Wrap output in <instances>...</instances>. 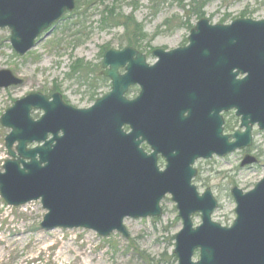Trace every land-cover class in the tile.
Masks as SVG:
<instances>
[{
	"label": "water",
	"instance_id": "water-1",
	"mask_svg": "<svg viewBox=\"0 0 264 264\" xmlns=\"http://www.w3.org/2000/svg\"><path fill=\"white\" fill-rule=\"evenodd\" d=\"M75 6L76 0H0V29L11 31L10 43L23 57ZM153 56L158 62L149 65L133 48L108 50L102 68L112 91L89 109L67 105L60 93L16 101L1 117L10 133L0 197L15 208L41 201L46 231L84 229L103 238L117 232L128 239L125 221L162 217L161 203L171 196L182 220L178 264H264V179L249 192L232 190L231 227L212 220L219 206L213 191L200 194L193 184L198 160L251 147L253 127L264 130V20L212 25L203 18L188 46ZM23 83L0 71V89ZM136 85L140 93L129 100ZM231 109H238L245 131L224 135L222 113ZM34 111L43 112L40 119ZM256 162L247 156L242 167Z\"/></svg>",
	"mask_w": 264,
	"mask_h": 264
},
{
	"label": "rangeland",
	"instance_id": "rangeland-1",
	"mask_svg": "<svg viewBox=\"0 0 264 264\" xmlns=\"http://www.w3.org/2000/svg\"><path fill=\"white\" fill-rule=\"evenodd\" d=\"M111 9L116 16L133 15L141 25L144 38L135 44L143 52L187 45L190 27L203 17L212 24H230L242 15L264 19V0H82L77 14H67L50 36L42 38L24 57L13 50L10 30L0 29V71L10 70L24 80L22 86L0 89V120L17 100L34 92L50 94L56 89L75 108L93 105L90 83L102 70L103 49H120L125 46L122 40L127 39L121 20L103 22L105 12ZM77 60L90 65L93 72L87 79L69 78L70 67ZM148 62L153 64L154 57ZM109 92L108 86H102L98 95ZM138 94L136 87L129 98ZM41 115L37 111L33 116ZM9 133L0 123V171L9 158L5 147ZM254 141V149L248 154L258 159L257 164L241 167L246 152L196 163L200 175L194 183L201 193L207 188L213 190L219 201L213 220L223 226H231L236 219L231 190L238 187L248 192L264 179V132L257 131ZM162 206L161 218L127 219L129 239L119 233L102 238L83 229L45 231L40 227L46 213L40 201L13 208L0 198V264H177L171 256L182 221L170 196ZM193 220L198 226L200 215ZM194 259H199L198 253Z\"/></svg>",
	"mask_w": 264,
	"mask_h": 264
},
{
	"label": "flooded vegetation",
	"instance_id": "flooded-vegetation-1",
	"mask_svg": "<svg viewBox=\"0 0 264 264\" xmlns=\"http://www.w3.org/2000/svg\"><path fill=\"white\" fill-rule=\"evenodd\" d=\"M77 13L79 12V8H77V11H76ZM75 12V13H76ZM76 13V14H77ZM240 19H250V18H246L244 15H242V17L241 18H238V19H236V20H240ZM236 20H234V21H236ZM252 20H254V19H252ZM233 21V22H234ZM188 45V44H187ZM187 45H185V46H183V47H186ZM124 47H127V45H125ZM123 47V48H124ZM128 47H131V48H133V49H135V50H137L138 52H140V53H142V54H144L145 56H146V59H147V62L149 61V58H150V56H152V57H154L153 56V52L157 49H154V50H149L148 52H143V48L141 47V46H139V47H135V46H128ZM120 49H122V48H120ZM154 59H155V62L153 63V64H150L149 62V64L150 65H154V64H156L157 62H158V60H157V58H155L154 57ZM125 72V70L124 69H121L120 70V73L121 74H123ZM99 75H100V77H102V78H104L105 79V81H101V80H99L98 78H99ZM243 78V76L242 75H240L239 77H238V79L240 80V79H242ZM100 81L102 82V83H100ZM102 86H108L109 88H110V92H111V90H112V82H111V80L109 79V78H107V77H104L103 76V72H102V70H100V74H97V75H95V77H94V80H92L91 81V83H90V96L92 97V100L94 101L93 102V105H91L89 108H91V107H93L96 103H97V101L98 100H100L101 98H103V97H105L106 95H108L109 93H107V94H105V95H98V94H100V90L102 89ZM137 87V86H136ZM136 87H132L131 89H130V92L129 93H131V91H132V89H134V88H136ZM138 89H139V87H137ZM139 91H140V89H139ZM50 94H47V95H51V94H53L54 92H49ZM139 95V94H138ZM137 97V96H136ZM132 99H134V98H132ZM63 100H64V102L66 103V101H65V99H64V97H63ZM192 102H197V101H192ZM200 102H202V101H200ZM88 108V109H89ZM85 109H87V108H85ZM238 109H231V110H229V111H226V112H223L222 113V116H223V118H224V135H232V134H235L236 132H238V131H240V132H244L245 131V128H242L241 126H242V117H240V116H238ZM186 116L188 115L187 113L185 114ZM125 130L127 131L128 130V128L126 127L125 128ZM264 132V130H260V128H259V126H258V124H256L254 127H253V130H252V138H253V143H252V146L251 147H248V148H245V149H243V150H239V151H237V152H246V154H248V153H250L253 149H254V145H255V141H254V139H255V134H256V132ZM143 147L147 150V151H149L150 150V148H149V146L147 145V144H143ZM202 160V159H201ZM201 160H199V161H201ZM198 161V162H199ZM160 163H161V165H163L164 166V161L161 159V161H160ZM198 169V168H197ZM199 175H200V171H199V169H198V175H197V177L195 178V180H194V182L196 181V179H198V177H199Z\"/></svg>",
	"mask_w": 264,
	"mask_h": 264
},
{
	"label": "trees",
	"instance_id": "trees-1",
	"mask_svg": "<svg viewBox=\"0 0 264 264\" xmlns=\"http://www.w3.org/2000/svg\"><path fill=\"white\" fill-rule=\"evenodd\" d=\"M81 1L82 0H77V3L79 6H80ZM79 6H78V8H79ZM198 14L200 15V13H198ZM118 20H121V22H122L121 25L123 28H125L126 37H127V39H125L124 41L122 40L121 45L125 44V45H129V46L131 45V46L139 47L135 43H137V39L142 38L144 36V32H143V28L141 27V25L139 23H137V21L134 19L133 15L129 16V17H124V16H121L119 14L116 16L113 9H111V11H109V12L106 11L105 17H103V22H106V21H116L117 22ZM121 25H119V26H121ZM139 41H140V39H139ZM124 42H126V43H124ZM92 72L93 71H91L89 64L84 63V61H82V60H77L70 67L69 77L73 78V79H77V78L78 79H87V77ZM98 79L101 81H105V79L102 77H99ZM171 260L174 261L175 263H177V259H176L174 254H172Z\"/></svg>",
	"mask_w": 264,
	"mask_h": 264
}]
</instances>
